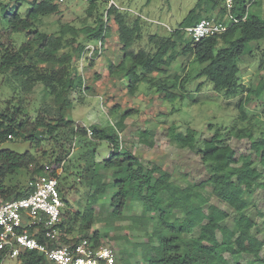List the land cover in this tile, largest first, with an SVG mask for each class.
Segmentation results:
<instances>
[{
    "label": "trees",
    "instance_id": "obj_1",
    "mask_svg": "<svg viewBox=\"0 0 264 264\" xmlns=\"http://www.w3.org/2000/svg\"><path fill=\"white\" fill-rule=\"evenodd\" d=\"M110 1L87 0V16L83 26L66 22L60 24L58 31L43 30L40 24L42 17L61 13L59 0L1 2L0 19L4 20L5 26L0 29V76L7 80L16 79L20 93L7 97L5 106L0 109V144L15 138L24 139L37 148V153L42 151V157L49 155L43 147L44 142H57V146L49 163H42L32 150L19 153L1 149L0 201L24 197L32 190L28 184L20 186L19 182L11 180L19 174V170L32 173L33 178V175L43 174L45 165L49 164L51 174L59 177V190L64 201L62 221L58 226L64 243L75 245L82 239H88L93 246L105 243L109 233L100 229L89 231L98 220L95 206L104 194L110 193L108 221L115 223L128 217L126 211L130 208L142 209V214L131 216L129 227L143 232L145 239L136 243V247L141 248L145 264H231L225 255L227 253L235 258L249 254L255 256L259 264H264V255L260 257L264 237L261 239L255 234L257 222L249 213L257 189L263 191L264 200V137L254 139L250 126L236 128L237 121H234L230 131L217 128L214 134L203 138L204 133L199 134L190 125L184 131H179V126L170 124V140L199 155L209 173L200 182L182 186L173 180V173L163 165L145 164L132 150L123 149L121 134L126 128L124 122L136 110L125 109L116 123L109 120L104 127L76 123L66 115L75 92L84 95L93 90L91 85L86 84L83 73L103 61L111 20L115 22L117 47L122 55L117 63L111 59L104 60L108 61L107 69L111 77L128 79L126 90L131 96L138 93L140 83L147 86L145 94L150 98L161 95L163 103L190 95L185 86L187 78L179 73L173 74L171 79L166 75L180 55L192 56V60L200 65L193 79L207 77L214 89L224 91L227 97L247 94L238 104L240 120H247L245 104L249 102V96H260L264 92V80L256 88L241 82L239 60L246 55L249 43L264 39V16L249 12V0H234L231 13L236 21H232L225 32L199 42L190 38L184 43L183 28L196 24L204 17H212L210 14L214 11L216 15L213 16L223 18L228 12L226 0H198L180 26L167 36L148 33L142 16L130 6L120 7L114 1L101 11V4ZM91 17H94L92 23L88 21ZM19 33L25 34L26 39L17 45L14 35ZM81 34L84 35L83 40H80ZM99 40L103 42V54L96 59H87L82 72L79 66L82 51L88 43ZM178 46L182 49L178 50ZM247 54L252 55V45ZM260 66L264 67V55ZM38 84L43 85L49 98L41 104L33 118L24 99ZM201 86L198 85L197 89ZM118 108L113 105L110 109L114 117ZM149 134L150 131H143L141 140L153 144ZM87 136L94 140L90 141L93 146L83 154L88 156L86 163L81 165L79 162L75 172L87 178L86 184L92 188V193L84 210H75L69 206L67 191L60 182L58 170L62 168L63 172L65 164L75 158L73 145L78 137H81L78 139L81 142ZM232 136L251 140L257 162L251 155L242 159L237 157L236 149L230 143ZM101 142H107L112 150L107 158L97 162L94 156ZM108 175L111 180L106 179ZM208 185H211L213 195L220 202L236 211L232 228L222 224L229 217V212L210 203L204 194ZM258 213L264 223V212L259 210ZM77 229L84 233L76 234ZM34 230L32 227L31 232ZM44 232L45 229L41 227L36 235L43 242L46 240ZM218 232L222 235L221 239ZM2 257L1 253L0 264ZM20 257L23 264H48L37 250L25 249Z\"/></svg>",
    "mask_w": 264,
    "mask_h": 264
},
{
    "label": "rangeland",
    "instance_id": "obj_2",
    "mask_svg": "<svg viewBox=\"0 0 264 264\" xmlns=\"http://www.w3.org/2000/svg\"><path fill=\"white\" fill-rule=\"evenodd\" d=\"M7 0H0L5 2ZM120 7L130 6L135 12L139 13L145 21L144 27L148 33H159L161 35H170L180 23L185 19L190 10L195 6L198 0H114ZM101 4V11L108 8L113 2ZM249 12L257 13L264 16V0H249ZM61 5V13L42 17L40 28L47 31H58L61 23H71L78 27L83 26L84 19L87 16L86 8L87 0H59ZM25 7H23V10ZM106 12V10L104 11ZM209 15V13H204ZM216 15V11L210 14ZM94 17L89 18L92 23ZM111 30L107 34L105 53L103 61H99V65L93 69L85 71L86 84L92 86L93 90L87 94L81 95L78 91L73 94L72 105L67 109L66 115L69 119L76 123L84 125L99 124L104 127L111 123H116L125 109L136 110L132 115L125 119L124 125L126 128L121 134L123 149H130L135 154L140 156L142 161L146 163H158L173 173V180L185 186L189 183L200 182L208 177L209 173L200 156L194 153L189 148H181L173 143L168 136V127L170 124L179 126L178 130H185L187 125L197 129L199 134L204 137H209L220 128L222 131H230L233 127L232 122L237 121L236 128H245L250 126L253 131L254 139L264 137V92L260 96H249V102L245 104L247 120L239 118V103L243 98H246V93H241L237 96L227 97L224 91L214 89L213 83L205 76L197 77L200 65L192 60V56L180 55L168 69L169 73L166 78L171 79L173 74L179 73L187 78L185 86L187 93L183 98H177L175 101L162 102L161 95H153L151 98L145 94L146 84L140 83L138 93L131 96L127 89L128 79L111 77L108 74L107 60L119 62L121 51L118 49V35L115 27V22L109 20ZM5 26L3 19H0V29ZM84 35L81 34L80 40H83ZM147 39V35L145 36ZM26 39L25 34H15L14 40L17 45ZM146 39L144 42H146ZM190 37L185 33V42H188ZM252 45V55L247 54L248 48ZM181 46H178V50ZM182 49V48H181ZM180 49V50H181ZM246 54V55H245ZM245 56L239 60L241 71L239 73L240 81L246 85L256 88L260 81L264 80V67L261 68V60L264 55V39L256 43H249ZM104 59H107L106 61ZM99 75V76H98ZM159 76L160 74H154ZM98 76V78H97ZM164 76V75H162ZM197 89L198 85H201ZM20 93V87L16 79H4L0 76V109L5 106V100L9 96H16ZM155 93V92H153ZM156 94V93H155ZM49 96L44 91L42 84H38L33 92L24 99L26 107L34 118L41 104L47 101ZM17 99V98H16ZM15 99V102H16ZM117 105L118 111L116 117L111 113V107ZM212 124L210 128L209 125ZM150 131L149 137L152 138L151 143L143 142L141 133ZM211 134V135H210ZM81 139V137H78ZM77 139L73 145L75 158L65 164L64 171L60 170V182L65 186L69 206L75 210H84L87 205L88 197L92 193V188L86 184L87 178L76 173L78 163L84 165L87 157L83 154L91 149L93 144L90 141V136L84 138L81 142ZM231 145L236 149L237 157L242 159L243 156L251 155L256 161L257 156L251 149V140L249 138L239 139L235 136L230 138ZM57 142H44L43 147L48 151L47 157H42V151L37 153V148L32 146L29 141L24 139H11L0 144L1 149H10L19 153H24L32 150L36 153L42 163H49V159L53 154ZM94 159L97 162L107 158L111 153V146L107 142H101L97 146ZM96 148V147H95ZM57 151V150H56ZM56 154V153H55ZM70 160V159H69ZM257 162V161H256ZM70 163V164H69ZM17 176H13L11 180L19 185H27L32 178V173L19 170ZM36 175H33V177ZM107 180H111L108 175ZM111 191V190H110ZM109 191V192H110ZM262 190L257 189L254 194V205L249 210L257 222V227L254 228L255 234L259 238L264 237L263 218L258 211L264 212V200ZM204 194L210 199L209 202L218 205L220 208L229 212V217L222 222L223 225L229 227L234 226V218L237 213L226 203L220 202L212 193L211 185H208L204 190ZM110 193L102 196L100 202L95 206L97 211V223L92 230L100 229L103 232L109 233V237L104 240V244H109L114 248L116 263L135 264L140 262L145 264V257L141 254V248L136 247L138 242L143 241L145 237L143 232L130 228L132 223L131 216L134 214H142L141 208H130L126 211L128 217L118 220L115 223L107 220L111 207L109 206ZM180 215V214H179ZM130 216V217H129ZM153 229V223L150 225V230ZM259 229V230H258ZM76 234L81 235L84 231L77 229ZM197 234V232L195 233ZM221 239L222 235L218 232ZM231 264L240 262L241 264H259V260L252 255L242 254L235 258L228 253L225 254ZM264 255V248L260 257ZM138 261V262H137ZM14 259L8 258L5 264H13Z\"/></svg>",
    "mask_w": 264,
    "mask_h": 264
},
{
    "label": "built area",
    "instance_id": "obj_3",
    "mask_svg": "<svg viewBox=\"0 0 264 264\" xmlns=\"http://www.w3.org/2000/svg\"><path fill=\"white\" fill-rule=\"evenodd\" d=\"M225 2L228 12L223 18L204 17L196 24L184 27L185 33L193 41L199 42L203 38L225 32L232 21H236L231 13L234 0ZM103 52L102 40L88 43L79 59L81 71L83 72L87 59H96ZM89 134L92 135L91 129ZM60 170L62 171V168H59V174ZM28 186L32 189L28 195L0 201L2 264H5L8 258L14 259L13 264H23L20 255L25 249L37 250L45 257L48 264L116 263L114 248L109 244L93 246L88 239H82L75 245L63 242L62 232L58 226L62 221L64 201L59 190V177L51 174L49 164L45 165L43 174H38L29 180ZM32 227L35 228L33 233ZM41 227L45 229L44 242L36 236Z\"/></svg>",
    "mask_w": 264,
    "mask_h": 264
}]
</instances>
